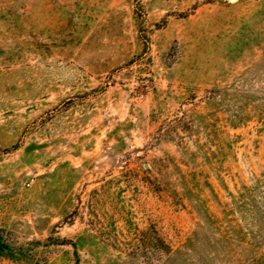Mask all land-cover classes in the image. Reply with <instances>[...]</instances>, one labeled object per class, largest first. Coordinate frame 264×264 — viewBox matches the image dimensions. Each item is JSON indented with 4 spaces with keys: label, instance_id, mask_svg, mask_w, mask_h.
Here are the masks:
<instances>
[{
    "label": "rangeland",
    "instance_id": "rangeland-1",
    "mask_svg": "<svg viewBox=\"0 0 264 264\" xmlns=\"http://www.w3.org/2000/svg\"><path fill=\"white\" fill-rule=\"evenodd\" d=\"M0 264H264V0H0Z\"/></svg>",
    "mask_w": 264,
    "mask_h": 264
}]
</instances>
